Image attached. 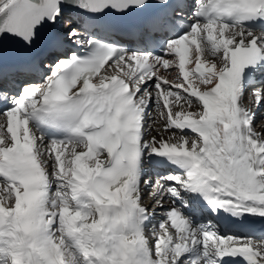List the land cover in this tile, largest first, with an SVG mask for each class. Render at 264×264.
I'll use <instances>...</instances> for the list:
<instances>
[{
    "label": "snow or ice",
    "instance_id": "6c2138e0",
    "mask_svg": "<svg viewBox=\"0 0 264 264\" xmlns=\"http://www.w3.org/2000/svg\"><path fill=\"white\" fill-rule=\"evenodd\" d=\"M258 75L264 0H0V264H264Z\"/></svg>",
    "mask_w": 264,
    "mask_h": 264
},
{
    "label": "bare ground",
    "instance_id": "6f19581e",
    "mask_svg": "<svg viewBox=\"0 0 264 264\" xmlns=\"http://www.w3.org/2000/svg\"><path fill=\"white\" fill-rule=\"evenodd\" d=\"M193 66L194 65H191V64L189 65V67H193ZM259 76H264V75H258V77ZM245 107H248V105H245ZM155 115H156V113L153 112V116H155ZM257 120H258V115H257ZM257 122H259V120ZM259 123L257 125H259ZM166 171H168V169L163 167V166H154V167L149 168V172L153 178H155V176L158 174H164ZM165 207H168V205L166 204ZM162 218H163V213L160 212L159 210H157L156 217L154 219V223L158 224ZM210 218H211L210 215L205 214L204 216L200 217L199 219L208 220ZM225 231H227V229H225ZM231 231L237 235L246 234L245 231L242 230L241 228H239L238 230L237 229H231ZM247 231H248V234L254 235L256 239H260L261 234H262V230H261L259 224L251 226L250 228L247 229Z\"/></svg>",
    "mask_w": 264,
    "mask_h": 264
},
{
    "label": "rangeland",
    "instance_id": "374dc122",
    "mask_svg": "<svg viewBox=\"0 0 264 264\" xmlns=\"http://www.w3.org/2000/svg\"><path fill=\"white\" fill-rule=\"evenodd\" d=\"M256 79L259 81V80H264V76H259V77H256ZM245 105H248L247 104V102H245ZM155 113V112H154ZM258 120H259V122H260V120H261V115L260 114H258ZM257 120V121H258ZM259 122H257V124L259 123ZM156 217V216H155Z\"/></svg>",
    "mask_w": 264,
    "mask_h": 264
}]
</instances>
